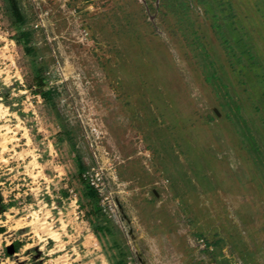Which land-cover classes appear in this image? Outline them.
<instances>
[{
    "label": "rangeland",
    "instance_id": "rangeland-1",
    "mask_svg": "<svg viewBox=\"0 0 264 264\" xmlns=\"http://www.w3.org/2000/svg\"><path fill=\"white\" fill-rule=\"evenodd\" d=\"M0 104V264H264V0H0Z\"/></svg>",
    "mask_w": 264,
    "mask_h": 264
},
{
    "label": "bare ground",
    "instance_id": "bare-ground-1",
    "mask_svg": "<svg viewBox=\"0 0 264 264\" xmlns=\"http://www.w3.org/2000/svg\"><path fill=\"white\" fill-rule=\"evenodd\" d=\"M0 105L2 106V104H0ZM1 109H2V108H1ZM35 219H36V217H35ZM24 220H25V218H24ZM36 222H37V221H36ZM46 222H47V221H46ZM32 223H33V222H32ZM41 224H42V222H41ZM43 224H44V222H43ZM28 225H29V224H28ZM34 225H35V223H34ZM18 228H21L20 225H19ZM46 230H47V234H48V237H49V238H52V239L55 240V241H60V240H59V239H60V235H59V233H57V232L51 230V228H50L49 226H47ZM35 235L38 236V237L41 238V239L44 238L43 236H41V233H40L37 229L35 230ZM42 241H43V240H42Z\"/></svg>",
    "mask_w": 264,
    "mask_h": 264
},
{
    "label": "built area",
    "instance_id": "built-area-1",
    "mask_svg": "<svg viewBox=\"0 0 264 264\" xmlns=\"http://www.w3.org/2000/svg\"><path fill=\"white\" fill-rule=\"evenodd\" d=\"M99 179H100L99 177H97L96 181L93 179L92 184L98 185L99 183L97 182V180Z\"/></svg>",
    "mask_w": 264,
    "mask_h": 264
},
{
    "label": "water",
    "instance_id": "water-1",
    "mask_svg": "<svg viewBox=\"0 0 264 264\" xmlns=\"http://www.w3.org/2000/svg\"><path fill=\"white\" fill-rule=\"evenodd\" d=\"M9 249H10L11 251H13V249H14V245H11V246L9 247Z\"/></svg>",
    "mask_w": 264,
    "mask_h": 264
},
{
    "label": "trees",
    "instance_id": "trees-1",
    "mask_svg": "<svg viewBox=\"0 0 264 264\" xmlns=\"http://www.w3.org/2000/svg\"><path fill=\"white\" fill-rule=\"evenodd\" d=\"M14 7H16V4H15V2H14ZM16 248H18V246L16 245Z\"/></svg>",
    "mask_w": 264,
    "mask_h": 264
},
{
    "label": "flooded vegetation",
    "instance_id": "flooded-vegetation-1",
    "mask_svg": "<svg viewBox=\"0 0 264 264\" xmlns=\"http://www.w3.org/2000/svg\"><path fill=\"white\" fill-rule=\"evenodd\" d=\"M14 248H16V246Z\"/></svg>",
    "mask_w": 264,
    "mask_h": 264
}]
</instances>
